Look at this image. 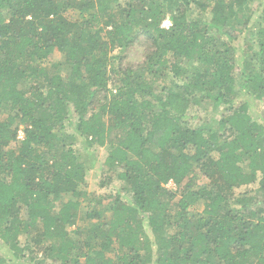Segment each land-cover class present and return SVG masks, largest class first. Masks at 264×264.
Returning <instances> with one entry per match:
<instances>
[{
  "label": "trees",
  "instance_id": "1",
  "mask_svg": "<svg viewBox=\"0 0 264 264\" xmlns=\"http://www.w3.org/2000/svg\"><path fill=\"white\" fill-rule=\"evenodd\" d=\"M120 1L0 0V264H264V124L242 93L264 100V23L243 57L250 0ZM201 101L223 106L218 129L189 124ZM78 141L107 148L130 196L99 200L76 238L92 200Z\"/></svg>",
  "mask_w": 264,
  "mask_h": 264
},
{
  "label": "rangeland",
  "instance_id": "2",
  "mask_svg": "<svg viewBox=\"0 0 264 264\" xmlns=\"http://www.w3.org/2000/svg\"><path fill=\"white\" fill-rule=\"evenodd\" d=\"M125 0H121L120 2H124ZM249 6L251 7V12H248V14L251 16L249 21V27L246 28V32H242L240 34L239 32V56L244 55L245 49L248 45H251L253 43V47L255 48L254 51L258 50V46L254 44L253 42V36L255 32L257 31L260 23H264V0H250ZM117 9V8H116ZM192 11H193V17L194 18H202L204 20H209L210 14L208 13H198L199 8L195 4L192 5ZM171 25V19L170 16H168L164 22L163 26L169 27ZM141 43L135 44L126 52V58H125V65L126 66H139L146 58V49L143 47ZM121 53V50L119 48H116L112 55H119ZM243 56V57H244ZM62 53L59 50H56L54 53H52L43 63L45 66L51 65L54 62L60 61L62 59ZM115 61V67L118 66V61ZM190 65L184 66L188 67ZM135 71H141L142 67H136ZM70 72V68L65 65L61 69V73L64 77H67ZM147 74V73H146ZM148 75V74H147ZM121 76V75H120ZM238 77V76H237ZM172 78V75L167 76L166 79L169 81ZM240 77H238L239 81ZM119 82V80H118ZM119 84V83H118ZM110 90L113 92L117 89L115 80L110 82L109 84ZM159 90V89H158ZM243 96L247 97L249 101L251 102V114L255 120H257L260 123L264 124V100H259L257 98L251 97L246 90L242 91ZM104 93H101L96 98V106L101 105L104 102H108V99L105 100ZM223 106L216 107L213 106V101H207L203 102L201 101L198 104H193L191 108L188 111L187 119L189 124L193 126H201L204 122H211L213 125V130L218 129V121L217 119L220 117V112L222 111ZM6 117V114L4 115ZM77 117L72 116L71 120L76 121ZM206 119H209L205 121ZM68 131L73 132V127L69 124L67 127ZM21 138V136H19ZM75 149L78 152L79 156L82 160L85 161V165L88 168L87 170V182H86V189L88 193H90V198L92 199L90 202L84 201L82 204V210H81V218L79 219L78 223L75 226L70 227V234L73 237H80L79 233H76L74 229L76 227H81L82 229L88 227L91 223V221L85 216V214L89 211H92L93 209H101V206H99L98 201L103 200V202H108V197L110 195H115L119 191H122L123 196L129 197L130 193H128L124 189V183L119 179L118 174H112V170L109 169V167L105 164L106 158L108 156V150L106 147L100 146L95 144L91 148L85 149L84 145L81 143V141H78L75 145ZM118 173L120 171V168L115 169ZM207 182L206 178L201 179V183ZM165 187L175 190L176 185L173 181H170L169 183L165 184ZM259 183H253V184H246L241 187H237L234 189V192L236 195L240 193H246L249 192V194L258 192ZM262 194V193H258ZM203 209L202 204L195 205L191 210L193 212H199ZM95 220V219H94ZM21 244L25 245L29 240L26 239V237H21ZM0 239V244L1 243ZM5 257L9 260V257L7 255V252L5 249L0 247V257ZM30 253L29 251L24 252V254L15 261L14 264H38L37 261H30L29 259ZM41 256V255H40ZM49 264L51 263V260L48 259L47 261ZM47 263V264H48ZM9 264H11L9 262Z\"/></svg>",
  "mask_w": 264,
  "mask_h": 264
},
{
  "label": "built area",
  "instance_id": "3",
  "mask_svg": "<svg viewBox=\"0 0 264 264\" xmlns=\"http://www.w3.org/2000/svg\"><path fill=\"white\" fill-rule=\"evenodd\" d=\"M23 135H24V134H23V132H22V131H20V136H21V138L23 137Z\"/></svg>",
  "mask_w": 264,
  "mask_h": 264
}]
</instances>
